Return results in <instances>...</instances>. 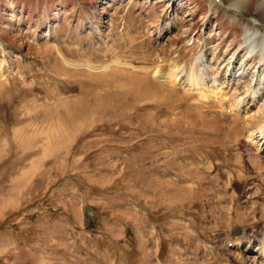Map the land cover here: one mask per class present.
Here are the masks:
<instances>
[{
    "label": "rangeland",
    "instance_id": "374dc122",
    "mask_svg": "<svg viewBox=\"0 0 264 264\" xmlns=\"http://www.w3.org/2000/svg\"><path fill=\"white\" fill-rule=\"evenodd\" d=\"M231 1L0 0V264H36L38 228L71 256L36 207L81 194L150 209L169 264H261L227 240L264 235V0Z\"/></svg>",
    "mask_w": 264,
    "mask_h": 264
},
{
    "label": "crops",
    "instance_id": "0c3cea01",
    "mask_svg": "<svg viewBox=\"0 0 264 264\" xmlns=\"http://www.w3.org/2000/svg\"><path fill=\"white\" fill-rule=\"evenodd\" d=\"M137 205L123 197L95 205L97 229L90 232L83 227L79 203L70 199L65 214L71 221L63 234L69 240L64 248L73 252L61 264H167L166 254L163 258L161 253V224L153 221L150 209L142 215V206ZM36 226L41 227L38 222ZM57 246L53 231L36 229V264H57Z\"/></svg>",
    "mask_w": 264,
    "mask_h": 264
},
{
    "label": "bare ground",
    "instance_id": "6f19581e",
    "mask_svg": "<svg viewBox=\"0 0 264 264\" xmlns=\"http://www.w3.org/2000/svg\"><path fill=\"white\" fill-rule=\"evenodd\" d=\"M242 0H235L234 2L233 1H231V6H236L235 8H237V7H239L238 5L240 4V2H241ZM243 2V1H242ZM232 3H234V4H232ZM263 3H264V1L263 2H259V4H258V9L261 11V10H263V7H262V5H263ZM264 6V5H263ZM255 21L253 20V23H254ZM257 27H259V26H264V23H261L260 21H259V23H256L255 24ZM256 27V29L253 31V34H252V39L250 40V45H249V48L251 49V50H256V51H263L264 50V33H262L261 32V30H260V28H257ZM250 31H248V33H249ZM242 66V64L240 65V67ZM239 67V68H240ZM244 67V66H243ZM242 71L243 70H241V72H239L238 73V75H240L241 73H242ZM236 74V72L235 73H229V75H235ZM214 78V77H213ZM211 80V79H210ZM214 83H215V81H214ZM213 83V84H214ZM216 91H213L214 92V97H216V99H214L213 101L214 102H216V103H218V104H220V105H222L221 103H225L224 101L225 100H227L226 99V95H225V92H223V94L222 93H220V89L218 90V88H217V86H216V89H215ZM258 90H256L255 92H257ZM201 93V92H200ZM204 93V92H203ZM260 94V93H259ZM203 95L204 94H202V97H203ZM255 95V94H254ZM252 96V98H255V96ZM257 96H258V93L256 94ZM205 96V95H204ZM206 97H207V95H206ZM219 100H221V101H223V102H220ZM202 101H204V100H202ZM220 102V103H219ZM215 105V104H214ZM230 109H231V105H230ZM232 111V110H231ZM260 130H259V134H258V137L261 139V140H263L262 141V143L264 144V119L262 120V123H261V125H260V128H259ZM257 137V138H258ZM256 138V139H257ZM244 249H246V247L244 248ZM257 257H260V262H261V264H264V246H261V248H260V250L258 251V253H257Z\"/></svg>",
    "mask_w": 264,
    "mask_h": 264
}]
</instances>
